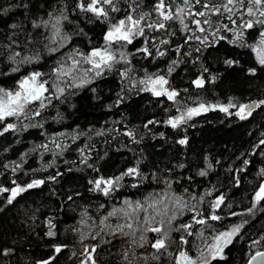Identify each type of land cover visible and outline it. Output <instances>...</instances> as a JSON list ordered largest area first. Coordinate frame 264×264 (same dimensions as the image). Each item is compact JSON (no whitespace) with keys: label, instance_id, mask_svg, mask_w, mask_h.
I'll return each instance as SVG.
<instances>
[{"label":"snow or ice","instance_id":"obj_1","mask_svg":"<svg viewBox=\"0 0 264 264\" xmlns=\"http://www.w3.org/2000/svg\"><path fill=\"white\" fill-rule=\"evenodd\" d=\"M29 3L0 6V153H17L14 159L0 157V206L42 187L62 201L83 199L79 190L58 192L52 187L64 176L60 165L70 163L67 171L88 173L84 191L102 197L95 210L103 215L91 216L84 206L79 226H64L81 242L78 256L74 245L58 239L59 216L66 204L58 202L56 210L41 205L47 209L40 214L50 250L39 259L23 257L24 264H57L65 250L69 258L77 257L75 264H102L98 249L112 257L111 264H221L237 244L243 245V264H264V131L238 153L239 164L226 165L227 184L209 179L221 167L218 157L202 155L203 166L189 167L185 152L168 167L149 160L140 147L146 136H166L164 131L153 132L152 125L183 129L211 109L240 120L253 117L254 111L264 112V90L258 98L230 96L226 102L189 94L192 87L207 91L221 79L217 65L225 72L245 73L246 79L258 78L264 88V0H45L43 12L30 10ZM16 7L28 15L9 24L8 14ZM161 61L163 68L156 66ZM181 73L187 76V87L181 86L183 81L176 83ZM110 75L119 85L104 103L98 82ZM82 90L108 110L141 93L156 97L158 105L170 104L161 117L151 115L139 124L121 113L98 128L45 127L49 120L67 119L59 105ZM29 129L40 139L27 141L31 147L17 152L15 146L24 143L25 133L31 135ZM93 137L101 139L93 143ZM99 143L103 148L96 146ZM173 143L186 149L190 138L177 131ZM122 150L131 159L109 172L112 153ZM66 154L75 159L65 160ZM30 156L40 160L39 168L25 166ZM253 157L260 159L259 167ZM248 176L252 178L243 193L248 203L241 207L230 196ZM146 182L163 187L137 199L121 193L124 188L140 192ZM37 212L40 208L28 209L25 215L31 213L34 223ZM125 237L119 247L113 244ZM22 239L17 234L0 242V264H13Z\"/></svg>","mask_w":264,"mask_h":264},{"label":"trees","instance_id":"obj_2","mask_svg":"<svg viewBox=\"0 0 264 264\" xmlns=\"http://www.w3.org/2000/svg\"><path fill=\"white\" fill-rule=\"evenodd\" d=\"M51 2L55 3L56 0H51ZM7 3L19 4L20 0H0V6ZM69 3H71V0H69ZM58 6L57 4V7ZM29 8L32 11L39 9L43 12L47 8V4L45 0H30ZM8 15L11 17V19H8V23L11 24L13 19H24L28 15V12L22 7H16L13 8ZM73 19H76L75 15H73ZM28 26L30 27V25ZM2 27L3 24H0V28ZM66 27H68V25H66ZM251 56L254 58V53H252ZM156 66L163 68V61ZM217 67H219L223 73L221 79L215 82V84L209 85L207 91L201 92V90L195 87L190 88L189 94L191 96H203L210 102H226L225 98L230 96L253 99L258 98L257 93L264 90L258 78L255 80L246 79L245 73H237L230 70L225 72L222 66L217 65ZM181 81H183L182 87L188 86L187 76L183 73L176 79V83L179 84ZM118 85L119 80L114 75L105 77L102 83L98 82V87L103 89L100 95L103 97L104 103L110 102V97H114ZM156 99V97L148 93H141L139 96L133 95L116 109L108 110L102 106L100 101L92 98V93L87 90H82L76 96L71 97L68 103L59 105L60 110L67 119L59 123H53L49 120L45 127H49L50 125V131H59L62 128L75 127L77 124L80 125L81 129H86L90 124L98 128L104 121L109 120L110 117L112 119H118L121 113H126L131 123L139 124L146 117H150L151 115H156L158 118L161 117L162 109L168 107L170 104V102L165 101L164 104L158 105ZM189 102L191 103L192 101ZM51 115H55V110H51ZM262 120H264V112L260 111H254V116L249 117L247 120H240L235 116H227L219 109H211L206 113H202L200 116L193 117L183 129H173L163 124L150 126L153 132L157 130L164 131L166 136L157 137L156 139H152L151 135L146 136L140 147L144 149L149 160H155L160 162L161 166L167 165L168 167H172L173 165L170 162L178 160L182 153L185 152L186 160L191 162L188 165L189 167L193 165L203 166L200 163L202 155L207 154L218 157L221 167L218 168L216 172L212 173L209 179L219 178L221 183L227 184L228 173L226 171V165L229 162L239 164V160L236 159L238 153L249 148L250 144L255 143L260 131H264V122H262ZM193 124L195 125L194 127L192 126ZM177 131H180L182 134L186 132L189 136L190 145L186 149L184 146L173 143L174 134ZM28 132L31 133V135L28 133L24 134V143L15 146L17 152L31 147L27 141H38L40 139L34 130L29 129ZM84 139L85 137H81V140ZM100 139L99 137L92 138L93 143H96V141ZM77 143H79V141H77ZM96 146L98 148H103L102 143ZM16 154L17 153H0V157L7 155L8 159H14ZM45 159L50 160L51 154H45ZM64 159L69 161L74 160L75 156L66 154ZM130 159L131 154L127 151L122 150L120 154L113 152L110 167L107 170L109 172L113 171ZM253 159L257 167H259L260 159L258 157H253ZM39 165L40 160L35 156H30L25 166L39 168ZM60 167L64 170V176L59 184L52 185V187L56 188L58 192L79 190L83 193V199L74 198V202L62 201L61 196H53L52 193L48 191L47 187H42L41 189L30 190L23 194V196L19 197L12 205L0 206V242H3L5 239L10 241L13 238H17V234H19V237L24 238L19 240L17 244L19 255L13 258V264H16L17 261H19V264H24L23 257L25 256L34 259L42 258L50 250V239L44 236L43 230L45 225L42 223L43 216L40 214L41 212L46 214L47 209L41 207V205L46 204L50 206L52 210H56L59 206L58 202H64L66 204L63 209V214L59 216L60 235L58 239L69 243L70 246L74 245L78 256L79 252L83 250L81 242L78 240L76 234L65 232L64 226H79L78 220L81 218V211L84 206H88L87 212L91 216L103 215V213L98 214L95 210V203L102 200V197L99 194L84 191V185L86 183L85 177L88 173L76 169L67 171V169L72 167L70 163L61 164ZM176 171L181 172L185 176L188 175L184 170L176 169ZM250 171L254 173L255 169H250ZM48 172H51V169H49ZM251 178V176H248L247 179L244 180V186L231 193L230 198L235 199L241 207L247 206L248 201L243 196V193L247 190L248 179ZM162 187V184L157 185L155 182H146V186L143 187L140 192H137L135 189L124 188L121 190V193L123 195H132L133 199H137L148 191H159ZM177 191H179V189H177ZM35 208H40V212L36 213L37 219L33 223L29 220L31 213L25 215V212L28 209ZM25 221H28V223H25ZM83 227L86 230L87 226ZM252 230L255 231V227ZM126 239V237L120 238L119 244L114 240L113 244L119 247L120 244H124ZM83 243H88V240H85ZM242 247L243 245L237 244V246L233 248L232 253H230L227 261H223L221 264H243L241 254ZM97 251L102 258V264H111L112 257L107 256L101 249ZM109 251H111V249H109ZM192 254L195 255L194 249ZM80 258L82 259V257ZM76 259L77 257L69 258V251L65 250L63 255H60L57 264H75Z\"/></svg>","mask_w":264,"mask_h":264}]
</instances>
